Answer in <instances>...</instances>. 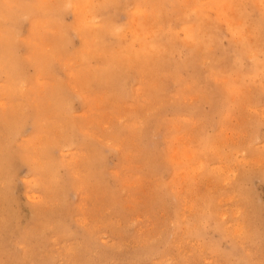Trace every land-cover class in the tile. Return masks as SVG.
Segmentation results:
<instances>
[{"label":"rangeland","instance_id":"374dc122","mask_svg":"<svg viewBox=\"0 0 264 264\" xmlns=\"http://www.w3.org/2000/svg\"><path fill=\"white\" fill-rule=\"evenodd\" d=\"M0 11V264H264V0Z\"/></svg>","mask_w":264,"mask_h":264},{"label":"bare ground","instance_id":"6f19581e","mask_svg":"<svg viewBox=\"0 0 264 264\" xmlns=\"http://www.w3.org/2000/svg\"><path fill=\"white\" fill-rule=\"evenodd\" d=\"M7 9V8H6ZM1 12V11H0ZM228 13V12H227ZM3 16V15H2ZM107 22V21H106ZM76 24V23H75ZM187 27V26H186ZM55 30V29H54ZM82 30V29H81ZM157 38V37H156ZM177 39V38H176ZM250 41V40H249ZM142 42V41H141ZM187 45V44H186ZM35 51V50H34ZM36 52V51H35ZM139 52V51H138ZM149 52V51H148ZM138 56V55H137ZM136 56V57H137ZM8 65V64H7ZM5 70V69H4ZM39 73V72H38ZM224 79V78H223ZM78 80V79H77ZM10 85V84H9ZM146 85V84H145ZM106 91V90H105ZM199 95V94H198ZM188 98V97H187ZM179 99V98H178ZM108 102V101H107ZM39 107V106H38ZM37 111V110H36ZM40 122V121H39ZM109 122V121H108ZM13 123V122H12ZM8 125V124H7ZM63 125V124H62ZM60 126V125H59ZM180 128V127H179ZM178 136V135H177ZM22 148V147H21ZM172 150V149H171ZM169 154V153H168ZM173 155V154H172ZM82 159V158H81ZM86 159V158H85ZM91 159V158H90ZM88 161V160H87ZM44 162H46L45 160H44ZM47 163V162H46ZM50 164V163H49ZM87 164V163H86ZM52 165V164H51ZM76 165V164H75ZM138 165V164H137ZM50 169V168H49ZM182 173V172H181ZM86 174V173H85ZM175 178V177H174ZM236 178V177H235ZM82 180V179H81ZM28 181V180H27ZM173 183V182H172ZM184 184V183H183ZM223 184V183H222ZM1 187V186H0ZM60 191V190H59ZM211 191H212V189H211ZM209 192V191H208ZM153 194V193H152ZM39 195V194H38ZM229 195V194H228ZM85 196V195H84ZM232 197V196H231ZM3 198V197H2ZM227 200V199H226ZM221 204V203H220ZM238 206V205H237ZM4 208V207H3ZM193 208V207H192ZM237 208V207H236ZM235 208V209H236ZM233 210V209H232ZM237 211V210H236ZM239 211V210H238ZM183 212V211H182ZM5 216V215H4ZM1 217V216H0ZM238 217V216H237ZM51 220V219H50ZM243 220V219H242ZM15 222V221H14ZM80 223V222H79ZM237 224V223H236ZM242 232H243V230H242ZM30 251V250H29ZM31 252V251H30ZM47 253V252H46ZM66 253V252H65Z\"/></svg>","mask_w":264,"mask_h":264}]
</instances>
